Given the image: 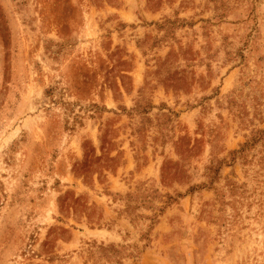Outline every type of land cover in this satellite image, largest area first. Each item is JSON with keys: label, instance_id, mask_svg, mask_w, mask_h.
<instances>
[{"label": "rangeland", "instance_id": "rangeland-1", "mask_svg": "<svg viewBox=\"0 0 264 264\" xmlns=\"http://www.w3.org/2000/svg\"><path fill=\"white\" fill-rule=\"evenodd\" d=\"M0 264H264V0H0Z\"/></svg>", "mask_w": 264, "mask_h": 264}]
</instances>
